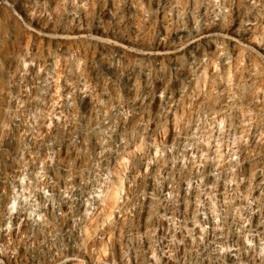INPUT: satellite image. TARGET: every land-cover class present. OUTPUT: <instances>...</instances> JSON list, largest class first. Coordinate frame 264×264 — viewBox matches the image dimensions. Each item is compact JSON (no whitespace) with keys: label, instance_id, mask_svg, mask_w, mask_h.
Masks as SVG:
<instances>
[{"label":"rangeland","instance_id":"374dc122","mask_svg":"<svg viewBox=\"0 0 264 264\" xmlns=\"http://www.w3.org/2000/svg\"><path fill=\"white\" fill-rule=\"evenodd\" d=\"M220 8L0 0V264H264V0Z\"/></svg>","mask_w":264,"mask_h":264},{"label":"built area","instance_id":"2783aa9c","mask_svg":"<svg viewBox=\"0 0 264 264\" xmlns=\"http://www.w3.org/2000/svg\"><path fill=\"white\" fill-rule=\"evenodd\" d=\"M124 1L130 2V7L135 11L136 17L144 25L143 29L158 28V33L155 35L162 39L172 36L174 32L191 34V32L197 31L198 35L201 36L211 32L221 20L220 0H195L193 9L189 8L185 0ZM105 2L108 4L110 0H105ZM190 16L193 26H191ZM174 27H176L175 30Z\"/></svg>","mask_w":264,"mask_h":264},{"label":"bare ground","instance_id":"6f19581e","mask_svg":"<svg viewBox=\"0 0 264 264\" xmlns=\"http://www.w3.org/2000/svg\"><path fill=\"white\" fill-rule=\"evenodd\" d=\"M202 38V37H201Z\"/></svg>","mask_w":264,"mask_h":264}]
</instances>
